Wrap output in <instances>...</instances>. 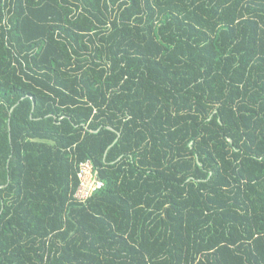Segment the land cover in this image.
Returning <instances> with one entry per match:
<instances>
[{"label": "trees", "instance_id": "trees-1", "mask_svg": "<svg viewBox=\"0 0 264 264\" xmlns=\"http://www.w3.org/2000/svg\"><path fill=\"white\" fill-rule=\"evenodd\" d=\"M0 264H264V0H0Z\"/></svg>", "mask_w": 264, "mask_h": 264}, {"label": "built area", "instance_id": "built-area-1", "mask_svg": "<svg viewBox=\"0 0 264 264\" xmlns=\"http://www.w3.org/2000/svg\"><path fill=\"white\" fill-rule=\"evenodd\" d=\"M81 185L77 192V195L79 197L86 198L90 196L92 191H94L96 188H100L103 185V182L98 179L96 174H94L92 170V166L89 162L81 163Z\"/></svg>", "mask_w": 264, "mask_h": 264}]
</instances>
